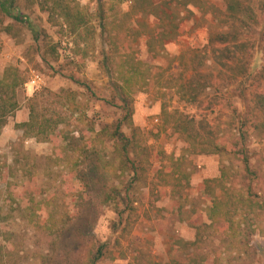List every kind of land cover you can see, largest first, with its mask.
<instances>
[{"label": "trees", "instance_id": "1", "mask_svg": "<svg viewBox=\"0 0 264 264\" xmlns=\"http://www.w3.org/2000/svg\"><path fill=\"white\" fill-rule=\"evenodd\" d=\"M20 1L0 0V33L17 39L15 30L20 26V33L28 29L37 44L39 34L20 12ZM24 1L47 14L48 23L72 42V54L66 57L71 63H83L95 52L97 40L104 45L101 67L112 93L103 103L115 108L119 118L97 124L81 94L73 90L42 89L27 100L28 119L15 125L22 138L11 148L12 164L0 159V264H27L29 254L38 264H114L106 245H97L94 226L100 207L105 206L114 208L123 234L135 225V192L148 185L154 150L134 122V97L147 90L157 75L160 92L173 91L180 103L196 110H202L211 93L215 101L230 91L238 93L262 115L253 134L264 141V26L260 23L264 0H223L221 10L212 8L222 29L209 32L203 49L181 52L172 73L141 62L136 44L146 38L148 53L163 54L168 44L178 40L181 25L195 16L193 9L205 8L204 0H96L94 12L78 0ZM125 3H129L127 11ZM257 46L263 66L253 75ZM36 48L43 50V63L60 60L59 44L45 42ZM65 77L92 96L77 74ZM27 80L26 72L14 66L0 78V136L21 108L19 95ZM163 114L170 142L185 143L193 155H219L229 165L222 167L218 178L199 186V196L209 206L205 216L197 212L194 240L175 241L168 262L147 264H255L258 252L252 238L264 234V193L254 191L258 174L251 167L245 141L234 135L235 139L220 137L209 121L190 118L178 109L168 111L164 106ZM26 140L52 146L46 161L53 177L46 175V190L37 186L35 159L23 149ZM158 155L165 157L163 151ZM167 161L169 165L153 175L166 194L184 188L182 181L190 182L179 160L167 157ZM56 167L64 173H55ZM240 178L243 185L236 183ZM19 223L29 230L30 247L27 236L15 229Z\"/></svg>", "mask_w": 264, "mask_h": 264}, {"label": "rangeland", "instance_id": "2", "mask_svg": "<svg viewBox=\"0 0 264 264\" xmlns=\"http://www.w3.org/2000/svg\"><path fill=\"white\" fill-rule=\"evenodd\" d=\"M82 5L88 6L92 12L96 8V0H78ZM205 8L193 9L195 16L185 21L180 28V35L176 42L166 46L165 52L159 56H154L147 51L146 38H142L136 44L138 59L157 69L176 71V58L181 52L187 49H203L207 45L210 31L217 32L222 28L216 23V14L212 8L221 10L223 0H204ZM129 3H125L123 8L127 11ZM20 12L29 17L39 34V43L33 41V34L28 29L20 26L15 30L19 37L14 39L5 33H0V43H4V54H13L6 64L18 67L26 72L29 78L30 72L39 74L44 81L42 89L58 92L62 89L79 92L80 99L89 107L88 115L97 124L109 123L119 118V112L103 103L104 99H110L112 89L107 75L102 71L101 60L104 45L97 40L96 50L84 60L83 63H71L67 60L70 50L73 48L72 42L62 36L59 29L48 23V16L42 13L36 6L29 7L24 0L20 1ZM9 20L6 21L8 23ZM264 26V16L260 19ZM45 42L59 44L58 52L60 60L58 63L49 60L43 63L40 59L42 51H37L38 47H43ZM1 44V45H2ZM1 55V53H0ZM1 58V57H0ZM253 75L258 73L263 66V56L260 47H256L251 64ZM77 74L78 77L88 85L93 93L92 96L85 89L76 86L66 75ZM156 75V70L154 71ZM167 77L165 76L164 79ZM159 75L153 80L151 86L134 97V122L149 137V144L154 150L152 159L151 178L148 185L139 188L135 192L136 222L129 234H123V225H120V218L115 214L112 206L100 207V216L94 226V238L97 245H106L107 253L115 257L114 264H137L166 263L169 259L170 251L176 248L175 241L189 243L194 240L195 222L197 214H206L209 203L199 196V186L205 180H211L220 176V170L225 165H229L226 158L219 155H193L187 152V145L183 142H170L168 136L170 131L165 126L163 108L168 111L178 109L190 118L206 119L215 129L220 137L228 138L235 136L236 139H243L250 152L251 167L258 174V181L254 185V191L264 193V141L254 136L253 127L263 120L261 114L253 111L247 99L238 97V93L223 94L215 101L211 93L205 99L202 110L180 103L173 91L166 90L160 92L162 85H157ZM36 91V92H38ZM35 92V93H36ZM34 93V94H35ZM162 93V94H161ZM164 93V94H163ZM34 94H27L25 89L20 92V110L14 117L10 118L8 124L3 129L0 136V159L12 164L14 159V145H20L22 132L15 129V125L22 123L29 115L27 100ZM237 96V97H236ZM215 101V103H214ZM128 133V130H125ZM129 134V133H128ZM233 136V137H234ZM234 137V139H235ZM24 152L35 159V175L37 176V186L40 190L48 188V178L53 177L47 169V157L51 156L52 146L38 144L35 140H26L23 143ZM163 151L165 157L159 156L158 152ZM167 157H173L182 164L183 173L189 175V184L182 181L184 188L173 193L171 190L165 193V189L160 180L153 179V175L162 167L168 166ZM236 169H234L235 171ZM55 173L64 171L54 168ZM49 173V174H48ZM237 185H243L242 179L236 181ZM1 207V205H0ZM2 209H0L1 211ZM198 212V213H197ZM264 227V222L262 223ZM16 231H21V235H30L28 228L20 223L15 227ZM27 245H32L29 236L26 237ZM252 246L258 252L254 260L255 264H264V234H257L252 238ZM185 253V252H184ZM27 264H38L30 258Z\"/></svg>", "mask_w": 264, "mask_h": 264}, {"label": "built area", "instance_id": "3", "mask_svg": "<svg viewBox=\"0 0 264 264\" xmlns=\"http://www.w3.org/2000/svg\"><path fill=\"white\" fill-rule=\"evenodd\" d=\"M43 85H44L43 78L35 72H30L29 78L24 85V89L27 92V94L30 95V94H34L36 91L42 88Z\"/></svg>", "mask_w": 264, "mask_h": 264}, {"label": "crops", "instance_id": "4", "mask_svg": "<svg viewBox=\"0 0 264 264\" xmlns=\"http://www.w3.org/2000/svg\"><path fill=\"white\" fill-rule=\"evenodd\" d=\"M2 44V43H1ZM5 45L4 43L2 44V51H1V55H0V78L2 77L5 69L8 67V65L6 64L7 62H9V59L13 57V54H4L5 52ZM28 119V117L26 118V120L24 122H26Z\"/></svg>", "mask_w": 264, "mask_h": 264}]
</instances>
